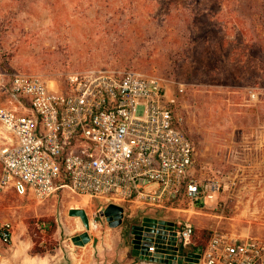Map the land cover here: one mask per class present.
<instances>
[{
	"label": "rangeland",
	"instance_id": "374dc122",
	"mask_svg": "<svg viewBox=\"0 0 264 264\" xmlns=\"http://www.w3.org/2000/svg\"><path fill=\"white\" fill-rule=\"evenodd\" d=\"M263 9L264 0H0V71L43 74L60 86L70 72L103 67L168 79L202 183V197L186 213L193 240L216 230L264 238ZM69 201L37 204L0 189V223L13 232L3 264H137L131 233L111 231L103 220L89 234ZM84 203L71 204L88 217L94 207ZM44 217L56 223L57 247L33 254L39 236L30 224ZM84 232L89 241L77 243Z\"/></svg>",
	"mask_w": 264,
	"mask_h": 264
},
{
	"label": "built area",
	"instance_id": "2783aa9c",
	"mask_svg": "<svg viewBox=\"0 0 264 264\" xmlns=\"http://www.w3.org/2000/svg\"><path fill=\"white\" fill-rule=\"evenodd\" d=\"M176 106L168 79L137 69L70 72L62 86L43 74L0 71V189L37 204L68 199L70 211L84 200L82 207H94L91 235L108 222L109 204L123 208V222L158 211L189 213L203 190L196 148ZM37 226L46 231V223ZM173 230L180 250L192 243L191 218ZM12 236L10 224L0 223V241L9 245ZM196 252L198 264H264V238L216 230Z\"/></svg>",
	"mask_w": 264,
	"mask_h": 264
},
{
	"label": "water",
	"instance_id": "95a60500",
	"mask_svg": "<svg viewBox=\"0 0 264 264\" xmlns=\"http://www.w3.org/2000/svg\"><path fill=\"white\" fill-rule=\"evenodd\" d=\"M73 214H80L88 227V217L83 209H72ZM110 226L117 227L123 223V208L116 204H109L105 210ZM130 235L134 248L140 251V257L152 262H161L166 264H178L180 250L177 244L176 231L173 230V223L166 220H158L153 217H144L141 223H135L131 226ZM81 238V240H79ZM77 243L88 242L90 236L84 232L76 236ZM151 246L156 247V252L149 251ZM201 254L197 252H188L184 255V261L188 264H198Z\"/></svg>",
	"mask_w": 264,
	"mask_h": 264
},
{
	"label": "trees",
	"instance_id": "16d2710c",
	"mask_svg": "<svg viewBox=\"0 0 264 264\" xmlns=\"http://www.w3.org/2000/svg\"><path fill=\"white\" fill-rule=\"evenodd\" d=\"M263 12H264V9H263ZM139 220L140 219L136 217V218H133L132 220L125 221V226H126L125 230L126 232H128V234L130 233L131 226L135 223H138ZM38 221L42 223L43 222L46 223L47 227H46L45 234H40V229L37 226ZM38 221L37 222L35 221L33 224H30V229L33 231L34 234H36V236H39V238L33 237V242H34V247L32 249L33 254L45 255L47 252H54L57 245L52 243L51 238H52V235L56 231L55 221L53 219L45 218V217ZM49 224H51L50 227H48ZM204 233H203V237H199L195 239L196 245L193 246L195 251L207 245L210 239V236H211V232L204 231ZM182 251H183V254H187L189 252L186 248H183Z\"/></svg>",
	"mask_w": 264,
	"mask_h": 264
},
{
	"label": "crops",
	"instance_id": "0c3cea01",
	"mask_svg": "<svg viewBox=\"0 0 264 264\" xmlns=\"http://www.w3.org/2000/svg\"><path fill=\"white\" fill-rule=\"evenodd\" d=\"M21 110L23 111V112H29L30 111V107H29V105L27 104V103H24L23 104V106L21 107ZM0 170H1V164H0ZM11 189V188H10ZM11 190H13V189H11ZM14 191V190H13ZM16 193V192H15ZM28 199V198H27ZM30 200V199H29ZM186 213H188L186 210H183L182 211V213L181 214H175L176 216H177V219H172V220H168V219H165V218H163V217H153V216H149V217H153V218H157L158 220H166L167 222H172L173 224H175V223H178L179 221L180 222H182V221H184V220H186V219H188V218H190L188 215H187V218H186ZM134 218H136V217H134ZM138 218L140 219L139 220V223H141L142 221H143V219H144V217H139L138 216ZM133 218H127V217H125L124 218V222L121 224V225H119V226H117V227H112V226H110V225H108V228L112 231V230H116V231H121V232H123V230L126 228V226H125V221L126 220H132ZM108 224H109V222H108ZM120 232V233H121ZM132 236L130 237V239H131V242H132ZM194 245H196V241L195 240H193L192 241V243L188 246V247H186V249L189 251V252H194L195 250H194V248H193V246ZM8 245H4L1 241H0V264H3L4 262H7V259H8V254H7V251H8V247H7ZM30 247H31V245H30ZM133 247H134V245H133ZM13 251H12V253H11V256H15L17 253H18V249L17 248H13L12 249ZM135 252H136V255H135V258H133V260L134 261H137V264H166V263H161V262H152V261H148V260H144V259H142L141 257H140V251L139 250H137V249H135ZM196 252V251H195ZM184 255L185 254H183L182 252H181V255L179 256V259H178V263H179V260H180V258H184ZM180 264H188L186 261H184V259H183V262H180Z\"/></svg>",
	"mask_w": 264,
	"mask_h": 264
},
{
	"label": "flooded vegetation",
	"instance_id": "af4514ba",
	"mask_svg": "<svg viewBox=\"0 0 264 264\" xmlns=\"http://www.w3.org/2000/svg\"><path fill=\"white\" fill-rule=\"evenodd\" d=\"M138 223H139V222H138ZM79 240H81V238H80Z\"/></svg>",
	"mask_w": 264,
	"mask_h": 264
}]
</instances>
